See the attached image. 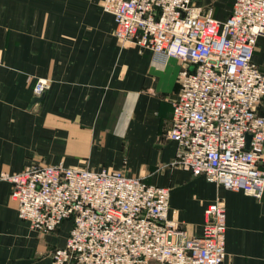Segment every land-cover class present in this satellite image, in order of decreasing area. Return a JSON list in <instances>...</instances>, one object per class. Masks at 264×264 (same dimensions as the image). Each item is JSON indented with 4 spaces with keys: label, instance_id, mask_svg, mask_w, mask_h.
Masks as SVG:
<instances>
[{
    "label": "crops",
    "instance_id": "obj_1",
    "mask_svg": "<svg viewBox=\"0 0 264 264\" xmlns=\"http://www.w3.org/2000/svg\"><path fill=\"white\" fill-rule=\"evenodd\" d=\"M103 1L0 0V174L31 164L122 170L169 187V217L191 237L202 234L206 208L221 198L225 264H264V195L229 190L173 165L178 144L168 130L185 63L121 43ZM234 2L195 0L220 20ZM253 60L264 72V34ZM39 78L51 86L34 101ZM258 109L264 114V100ZM11 192L12 183L0 178V264H51L73 222L39 233L20 218Z\"/></svg>",
    "mask_w": 264,
    "mask_h": 264
},
{
    "label": "built area",
    "instance_id": "obj_2",
    "mask_svg": "<svg viewBox=\"0 0 264 264\" xmlns=\"http://www.w3.org/2000/svg\"><path fill=\"white\" fill-rule=\"evenodd\" d=\"M102 6L114 15L121 43L151 49L162 62L185 63L168 130L178 144L173 165L262 198L264 72L253 55L264 34V0H235L225 20L195 0H104ZM50 86L39 78L35 94ZM0 178L12 183L20 218L39 233L73 222L51 264H225L221 198L206 208L202 234L191 237L169 217V187L122 170L31 164Z\"/></svg>",
    "mask_w": 264,
    "mask_h": 264
},
{
    "label": "water",
    "instance_id": "obj_3",
    "mask_svg": "<svg viewBox=\"0 0 264 264\" xmlns=\"http://www.w3.org/2000/svg\"><path fill=\"white\" fill-rule=\"evenodd\" d=\"M43 96V94L41 95V96H36L35 98H34V101H36V100H40L41 99V97ZM33 101V102H34ZM251 135H248V146L247 147H249V142H250V140H251Z\"/></svg>",
    "mask_w": 264,
    "mask_h": 264
},
{
    "label": "rangeland",
    "instance_id": "obj_4",
    "mask_svg": "<svg viewBox=\"0 0 264 264\" xmlns=\"http://www.w3.org/2000/svg\"><path fill=\"white\" fill-rule=\"evenodd\" d=\"M221 5H223V4H221ZM224 6V5H223Z\"/></svg>",
    "mask_w": 264,
    "mask_h": 264
}]
</instances>
